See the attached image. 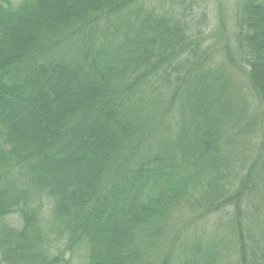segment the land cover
<instances>
[{"label": "trees", "instance_id": "trees-1", "mask_svg": "<svg viewBox=\"0 0 264 264\" xmlns=\"http://www.w3.org/2000/svg\"><path fill=\"white\" fill-rule=\"evenodd\" d=\"M201 2L0 0V264H264V0Z\"/></svg>", "mask_w": 264, "mask_h": 264}, {"label": "rangeland", "instance_id": "rangeland-1", "mask_svg": "<svg viewBox=\"0 0 264 264\" xmlns=\"http://www.w3.org/2000/svg\"><path fill=\"white\" fill-rule=\"evenodd\" d=\"M202 5H205V10L207 11L208 15V23H209V46H212V48L216 52V56L218 58L219 48L214 46V43H220L221 45H231L234 47V35H235V13L237 11L239 0H203L201 2ZM217 18H219V25H217ZM221 20L222 25L226 26V33L224 36H222L223 30L221 26ZM220 60V58H218ZM246 71H242L239 69L238 75L236 76V81L239 82L238 84H242L245 86V89H247L245 92L248 91V86L250 85L247 79ZM249 92H247L248 94ZM250 95V94H249ZM237 184V183H236ZM45 197V196H41ZM251 197L253 200L260 202V200L263 199L260 198V189L253 188L251 191ZM260 199V200H259ZM36 205V204H34ZM50 203L47 201V199L44 201L43 209H44V217L45 219H48L49 216V207ZM9 220H11V223L20 226V219L17 218V216L11 217ZM210 222H206V220H202V226H199L201 230L207 228L209 232H214L216 235L219 234L220 237L225 236V231L221 229L218 225L219 220L214 218V220H209ZM211 224V225H210ZM218 227V230L216 231ZM64 243L61 245V248L64 247Z\"/></svg>", "mask_w": 264, "mask_h": 264}]
</instances>
